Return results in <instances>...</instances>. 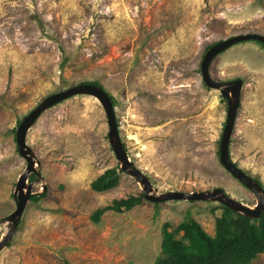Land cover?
<instances>
[{"label": "rangeland", "instance_id": "1", "mask_svg": "<svg viewBox=\"0 0 264 264\" xmlns=\"http://www.w3.org/2000/svg\"><path fill=\"white\" fill-rule=\"evenodd\" d=\"M246 33L264 35V0H0V219L15 209L26 166L17 126L45 97L83 82L111 96L127 156L157 193L219 187L253 206V194L220 164L227 104L200 74L208 48ZM208 72L242 81L229 155L264 189V45L237 42L212 58ZM107 132L104 109L88 95L40 114L25 142L42 178L32 192L46 189L27 201L0 264H153L164 225L171 231L186 215L214 234L221 210L210 208L221 204L211 201L142 198L94 222L114 199L142 195L119 169ZM113 167L118 185L93 191L91 181ZM6 231L0 224V239ZM249 264H264V252Z\"/></svg>", "mask_w": 264, "mask_h": 264}, {"label": "water", "instance_id": "2", "mask_svg": "<svg viewBox=\"0 0 264 264\" xmlns=\"http://www.w3.org/2000/svg\"><path fill=\"white\" fill-rule=\"evenodd\" d=\"M248 40L258 41L264 45V35L257 33L239 34L213 44L207 49L202 57L200 63V74L204 84L209 88L218 90L226 100L227 104L226 120L222 123L223 130L219 142L220 164L228 173H230L253 194L255 198V204L253 206H249L232 199L225 194L222 188L219 187L199 192L168 191L164 193H157V191L153 189L148 177L137 169L127 156L119 137L117 119L114 115L113 104L109 95L102 87H98L90 83H81L45 97L22 119L20 124L17 126L15 132L17 150L21 157L25 160L26 166L24 171L19 175L15 184L13 192L15 209L7 217L0 219V224H5L7 226L6 233L0 239V250L14 235L21 218L22 211L30 196L36 194L35 192H32L34 183L42 181L41 174L36 168L39 163L36 161L32 149L25 142L26 132L44 110L50 108L58 101L75 95H88L94 97L101 104L107 117L108 143L118 162L119 169L122 172L129 174L136 180L142 190L143 198L156 203L170 200L211 201L219 203L231 209L233 212L247 218H258L259 215L264 212V189L258 181L254 180L251 176L236 166L229 155V142L236 113L239 108L242 81L239 78L229 81L213 80L208 72L209 64L216 54L226 50L237 42ZM221 101L223 102V100ZM31 174L35 175V179L28 181ZM45 189V184H42V192Z\"/></svg>", "mask_w": 264, "mask_h": 264}, {"label": "trees", "instance_id": "3", "mask_svg": "<svg viewBox=\"0 0 264 264\" xmlns=\"http://www.w3.org/2000/svg\"><path fill=\"white\" fill-rule=\"evenodd\" d=\"M83 83L101 87L97 82ZM117 170L115 167L106 169L91 181L90 188L96 192L114 188L118 185ZM43 196L44 193H41L29 199L37 201ZM142 198L143 195L114 199L109 206L97 209L91 218L97 222L103 211L129 210L140 204ZM217 207L221 213L215 218L213 235L207 234L189 215L171 231L167 230L168 224H165L162 228L160 255L153 264H249L264 252V212L252 219L223 205L214 206L210 211L213 212Z\"/></svg>", "mask_w": 264, "mask_h": 264}, {"label": "flooded vegetation", "instance_id": "4", "mask_svg": "<svg viewBox=\"0 0 264 264\" xmlns=\"http://www.w3.org/2000/svg\"><path fill=\"white\" fill-rule=\"evenodd\" d=\"M31 176H33L32 179L30 178ZM29 178H30V181H32V180L35 178V175L31 174V175L29 176Z\"/></svg>", "mask_w": 264, "mask_h": 264}]
</instances>
